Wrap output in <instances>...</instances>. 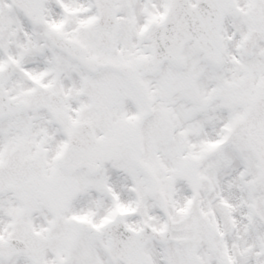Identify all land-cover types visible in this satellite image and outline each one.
Returning a JSON list of instances; mask_svg holds the SVG:
<instances>
[{
  "label": "snow or ice",
  "instance_id": "6c2138e0",
  "mask_svg": "<svg viewBox=\"0 0 264 264\" xmlns=\"http://www.w3.org/2000/svg\"><path fill=\"white\" fill-rule=\"evenodd\" d=\"M0 264H264V0H0Z\"/></svg>",
  "mask_w": 264,
  "mask_h": 264
}]
</instances>
